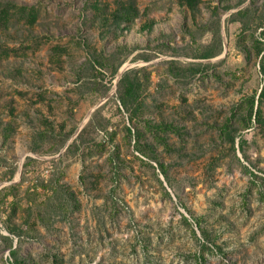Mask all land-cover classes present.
<instances>
[{
  "label": "rangeland",
  "instance_id": "374dc122",
  "mask_svg": "<svg viewBox=\"0 0 264 264\" xmlns=\"http://www.w3.org/2000/svg\"><path fill=\"white\" fill-rule=\"evenodd\" d=\"M3 8L0 264H264V0Z\"/></svg>",
  "mask_w": 264,
  "mask_h": 264
},
{
  "label": "trees",
  "instance_id": "16d2710c",
  "mask_svg": "<svg viewBox=\"0 0 264 264\" xmlns=\"http://www.w3.org/2000/svg\"><path fill=\"white\" fill-rule=\"evenodd\" d=\"M8 8H3V10L1 11V15H0V21L1 22H4L5 20L7 21V16H8ZM19 14V18H26L28 22H32L34 19H35V12H34V9L33 8H30L27 10V8H21L18 10L17 12ZM244 13V11H238L236 14L234 15H242ZM14 15H17L15 12H14ZM26 15V17H25ZM23 16V17H22ZM114 17L116 16V18L118 20H116L117 22L120 23H127V24H130L134 19L137 18L138 16V13L133 10L132 8L130 7H120V9L118 10V12H116L114 15ZM239 22H242V25L245 26L246 25V21L243 22L241 21V19H238ZM3 24L1 25L0 24V30H2L3 28ZM261 36L264 37V31L262 32ZM263 50V49H262ZM214 54L212 53H203L202 55H200V58L201 59H207V58H210L211 56H213ZM116 70H114L115 72ZM259 72L261 74H264V54L261 56V59H260V62H259ZM134 80H136L135 78H130L129 77V74H124L122 76V78L120 79L119 81V88H120V95H119V101H120V104L122 105V107L125 109V110H130L131 108L133 109V111L135 112L136 108L134 107V104L139 96V85L137 82H134ZM249 103H250V113H249V120H251V117L253 115V109H254V106H255V100H254V97H251L250 100H249ZM255 115H256V112H255ZM88 127L84 128L82 131L79 132L76 140H78V144H82L83 143V140H84V133L85 131L87 130ZM128 133L131 134V129L128 128L127 129ZM138 133V132H137ZM135 134V133H134ZM135 139L137 140L138 139V136L135 134L134 135ZM137 142V141H136ZM75 148L77 147L76 144H73L71 145V147H74ZM135 149L136 151H138L139 153H141L143 156H148L146 153H145V149H144V146L136 143L135 144ZM144 150V151H143ZM160 174L165 178L167 179V176H166V171L161 167L160 169ZM61 187L59 186V189ZM62 189V188H61ZM59 193V190L56 189ZM62 191V190H61ZM186 220V219H185ZM10 233H12L11 231H9ZM3 239H5L6 241H9L10 242V239L8 237H4ZM9 247L11 248V245L9 244ZM10 254H14V251H10Z\"/></svg>",
  "mask_w": 264,
  "mask_h": 264
}]
</instances>
